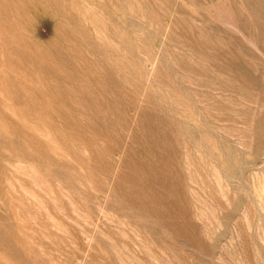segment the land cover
<instances>
[{"label": "rangeland", "instance_id": "1", "mask_svg": "<svg viewBox=\"0 0 264 264\" xmlns=\"http://www.w3.org/2000/svg\"><path fill=\"white\" fill-rule=\"evenodd\" d=\"M0 264H264V0H0Z\"/></svg>", "mask_w": 264, "mask_h": 264}]
</instances>
